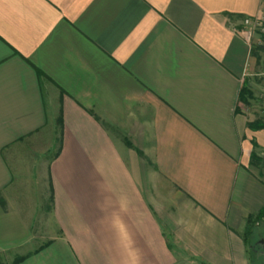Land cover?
Returning a JSON list of instances; mask_svg holds the SVG:
<instances>
[{"label":"crops","instance_id":"obj_1","mask_svg":"<svg viewBox=\"0 0 264 264\" xmlns=\"http://www.w3.org/2000/svg\"><path fill=\"white\" fill-rule=\"evenodd\" d=\"M263 13L264 0H0L4 262L249 264L264 177L239 108L255 68L242 20ZM59 121L57 232L39 242L28 219L43 198L16 195V156Z\"/></svg>","mask_w":264,"mask_h":264},{"label":"rangeland","instance_id":"obj_2","mask_svg":"<svg viewBox=\"0 0 264 264\" xmlns=\"http://www.w3.org/2000/svg\"><path fill=\"white\" fill-rule=\"evenodd\" d=\"M248 43L250 51L255 57V68L246 77L244 85H246V89L250 94L245 96V101H240L239 108L246 117L247 123L264 124V24L261 29L254 31ZM247 129L253 137L254 158L251 159V166L253 170L264 177V128H250L247 126ZM59 142V125L55 122L31 136L30 140L25 142V147H27L25 150L26 159L16 156L18 166L15 167V175L22 182L16 195L23 199L29 197L32 203L37 201L39 197L43 198V201L37 205L38 214L36 218L28 219L39 242L48 240L57 232L50 216L51 193L47 169L58 150ZM253 231V235L250 237L251 244L262 240L263 245L264 223L257 224ZM0 258L4 262L1 256Z\"/></svg>","mask_w":264,"mask_h":264},{"label":"trees","instance_id":"obj_3","mask_svg":"<svg viewBox=\"0 0 264 264\" xmlns=\"http://www.w3.org/2000/svg\"><path fill=\"white\" fill-rule=\"evenodd\" d=\"M249 95V91L246 89V85L242 86L239 96V101L243 102L245 101V96ZM59 125V139H60V133H61V122L59 121L57 123ZM247 126L250 128H264L263 123H251L248 122ZM56 156V155H55ZM254 158V152H251V159ZM0 203H2V199L0 197ZM263 215H264V206L261 210H259L256 214L249 215L245 220V227L243 232V241L245 243V246L247 247V254L249 257V264H264V243L263 245H260L259 243L251 244L250 237L253 235L254 227L259 224L260 222H263ZM264 240V235H263ZM24 256H16L11 264H15L18 261L22 260ZM0 264H7L3 262L0 258Z\"/></svg>","mask_w":264,"mask_h":264},{"label":"built area","instance_id":"obj_4","mask_svg":"<svg viewBox=\"0 0 264 264\" xmlns=\"http://www.w3.org/2000/svg\"><path fill=\"white\" fill-rule=\"evenodd\" d=\"M242 24L245 28L244 34L247 39V41L250 39V37L253 35L255 30L261 29V27L264 24V14H262L260 17L257 18H243Z\"/></svg>","mask_w":264,"mask_h":264},{"label":"water","instance_id":"obj_5","mask_svg":"<svg viewBox=\"0 0 264 264\" xmlns=\"http://www.w3.org/2000/svg\"><path fill=\"white\" fill-rule=\"evenodd\" d=\"M263 221H264V215H263ZM260 245H262V240L258 242Z\"/></svg>","mask_w":264,"mask_h":264}]
</instances>
